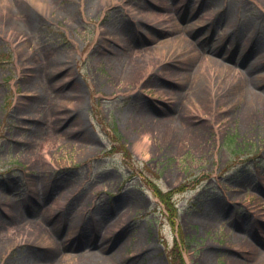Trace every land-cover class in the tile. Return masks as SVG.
Returning a JSON list of instances; mask_svg holds the SVG:
<instances>
[{"label":"rangeland","instance_id":"374dc122","mask_svg":"<svg viewBox=\"0 0 264 264\" xmlns=\"http://www.w3.org/2000/svg\"><path fill=\"white\" fill-rule=\"evenodd\" d=\"M188 1L0 0V264H264V0Z\"/></svg>","mask_w":264,"mask_h":264},{"label":"bare ground","instance_id":"6f19581e","mask_svg":"<svg viewBox=\"0 0 264 264\" xmlns=\"http://www.w3.org/2000/svg\"><path fill=\"white\" fill-rule=\"evenodd\" d=\"M209 1L210 0H207V2H209ZM213 2H215L217 4V7L215 8L217 10L224 11L223 5H226L227 6V9H228L227 12L224 11L225 12V15H226L225 19H227L228 26L231 27V28H233L236 25V23L234 24V22H232V19L235 16L233 15L232 11L229 10V6L226 3L220 2V0H213ZM166 3H167L166 4V10L168 8H170V10L168 12L169 13H173L171 15V17L177 23L176 24L175 22L174 23L172 22V25H170V27H172L174 24H176L178 27H180V24H178V23L187 22V20L190 19L192 17V15L194 14L193 13L194 12L193 11L194 9H190L188 7V4H189V1L188 0H178L177 2H174V0H166ZM148 15H149V18L151 20L156 19L158 21H164V22L169 21L168 20V16L166 14H159L157 12L149 11ZM171 17L169 16V18L172 20ZM33 18H34V15L32 14L31 11L29 12L26 9H20V6H16V7L13 8L12 12L9 13V15H7L4 18V21L9 26H16L18 28L20 27V28H22L24 30H27V29H30L31 28V23L33 21ZM206 21H209V19H203L202 20V22L207 23ZM18 22H20L21 25H19ZM230 23H232L234 25L232 26ZM198 26H200L199 23L196 24L195 21H193L192 23L189 21L186 25H182L180 28L182 30H188L189 31L190 29L196 28ZM258 26H259L258 23L252 22L249 25V29L250 30H257V29L260 30V27H258ZM198 28H199V30L201 32L202 28L201 27H198ZM124 29H125V25L124 26H120L119 28L116 29V31L119 32V35L121 34V36L122 35L125 36V33L126 32H125ZM172 29H173V27L171 28V30ZM171 32H175V31H171ZM204 33H203V35H204ZM207 33H205V34H207ZM200 40L201 39L199 38V40H196V41L198 42ZM204 40H208V39H204ZM163 43L164 42H160V44H162V45H163ZM217 45L218 44H214L211 47L210 50H215L216 47H217ZM46 62H47V60H45V63ZM136 64L137 65L140 64V62H139L138 59L137 60H134V61H131V65L128 66V72L130 74H133V73H136V72L139 71V70H137L135 68L136 67ZM138 69H139V67H138ZM249 77H250V82H252L253 79H254V77H252L251 75H249ZM253 100H255V103H253L252 105L251 104L247 105L248 108H255L256 107V109H255V111H256L259 105H261V106L264 105V96L261 95V94L260 95H258V94H249V95H247V97H246V103H247V101H252L253 102ZM259 113H260V111H259ZM167 118H168V120L166 119L164 121H161L162 123H159V125L157 124V127L156 128H157L159 134H163L165 131H166V134H167V130H169L171 128V126L176 122V120L175 121L173 119L171 120V117H167ZM180 125H179V127H180L179 129H181V126ZM263 259H264V257H263Z\"/></svg>","mask_w":264,"mask_h":264}]
</instances>
